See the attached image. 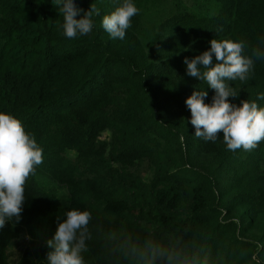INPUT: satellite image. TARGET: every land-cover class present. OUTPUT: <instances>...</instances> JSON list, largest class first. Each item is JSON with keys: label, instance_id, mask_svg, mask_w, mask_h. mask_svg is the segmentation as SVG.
<instances>
[{"label": "trees", "instance_id": "obj_1", "mask_svg": "<svg viewBox=\"0 0 264 264\" xmlns=\"http://www.w3.org/2000/svg\"><path fill=\"white\" fill-rule=\"evenodd\" d=\"M122 2L74 0L100 14L91 33L68 39L57 0H0V113L43 150L20 221L0 228V264H48L46 241L73 208L92 216L85 264H139L116 248L146 239L208 264H264V141L232 152L222 133L197 138L185 100L204 90L210 104L214 90L184 63L212 39L264 52V0H132L138 14L113 39L101 21ZM229 83L231 103L264 108V58Z\"/></svg>", "mask_w": 264, "mask_h": 264}, {"label": "clouds", "instance_id": "obj_2", "mask_svg": "<svg viewBox=\"0 0 264 264\" xmlns=\"http://www.w3.org/2000/svg\"><path fill=\"white\" fill-rule=\"evenodd\" d=\"M57 3L62 4L59 12L63 16L61 27L66 38L75 39L92 32L93 17L100 14L95 4L84 10L74 0H57ZM138 11L132 0H123L110 15L103 16L101 26L113 39L122 40ZM246 47L244 41L212 39L208 50L192 59H184L187 75L206 81L214 90L210 104L205 103L208 93L204 90L193 91L185 100L194 135L215 142L222 133L227 150L232 152L252 151L264 141V108L255 101L242 100L239 105L229 101V97H237L229 82L247 80L255 60L264 58L259 48L253 49L251 55L246 54ZM258 98L264 99V94ZM42 163L43 150L34 135L25 131L19 119L0 113V228L7 221H20L28 179ZM65 215L66 219L58 223L54 236L46 241L51 249L47 253L48 264H85L82 253L88 251L86 242L91 239L88 227L91 213L73 208ZM111 239L117 240L116 235L112 234ZM116 251L125 259L138 260L139 264H157L158 261L162 264H208L207 257L193 259L178 243L170 241L126 240Z\"/></svg>", "mask_w": 264, "mask_h": 264}, {"label": "rangeland", "instance_id": "obj_3", "mask_svg": "<svg viewBox=\"0 0 264 264\" xmlns=\"http://www.w3.org/2000/svg\"><path fill=\"white\" fill-rule=\"evenodd\" d=\"M27 242L28 240L27 239L25 240V238L11 242L10 246L5 251L9 263L18 260L20 253L23 250V248L26 246Z\"/></svg>", "mask_w": 264, "mask_h": 264}]
</instances>
